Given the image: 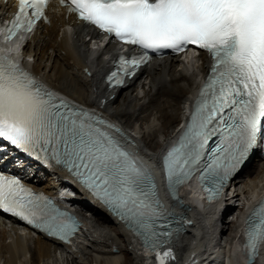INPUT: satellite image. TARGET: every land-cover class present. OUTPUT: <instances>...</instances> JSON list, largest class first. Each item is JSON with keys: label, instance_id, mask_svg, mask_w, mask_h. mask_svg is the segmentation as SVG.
I'll list each match as a JSON object with an SVG mask.
<instances>
[{"label": "snow or ice", "instance_id": "obj_1", "mask_svg": "<svg viewBox=\"0 0 264 264\" xmlns=\"http://www.w3.org/2000/svg\"><path fill=\"white\" fill-rule=\"evenodd\" d=\"M47 5L48 0H19L6 40L47 20ZM69 11L120 43L144 50L141 57L119 58L124 72L145 63L149 50L182 53L194 46L211 56L187 129L162 163L177 200L196 172L207 199L219 198L231 173L264 147V0H69ZM17 59L0 52V140L67 171L70 183L102 202L156 251L158 264L175 259L171 249L158 251L171 240L172 229L161 214L151 170L108 130L114 125L54 97ZM0 210L62 241L78 227L52 199L3 172ZM261 244L264 203L248 220V264H255Z\"/></svg>", "mask_w": 264, "mask_h": 264}, {"label": "bare ground", "instance_id": "obj_2", "mask_svg": "<svg viewBox=\"0 0 264 264\" xmlns=\"http://www.w3.org/2000/svg\"><path fill=\"white\" fill-rule=\"evenodd\" d=\"M15 8L14 0H0V20L8 18ZM46 17L22 40L20 59L29 75L47 90L54 89L89 108L88 112L97 110L99 115L89 113L108 124L119 125L115 130L129 137L154 164L159 149L178 134L207 74L209 55L201 51L195 58L154 60L139 66L120 85L109 86L103 77L119 47L111 40L100 47L97 31L74 14H66L55 2L50 3ZM154 119L162 123L160 129L152 127ZM138 124L142 131L136 132ZM20 171L36 189L61 204L86 207L92 216L75 209L79 228L65 242L33 233L0 215V264H45L59 260V254L67 256L68 264H156L143 257L137 239L117 216L77 184H66L59 171H47L33 163L24 164ZM184 188L178 191L179 200L175 196L168 200L181 218L179 230L161 247L163 252L171 249L174 253L175 259L169 258L167 264H244L237 253L243 241L240 231L249 212H244L245 208L264 192V152H255L211 204L198 209L193 204L195 189L187 196ZM242 195H248L247 204L231 221L229 200ZM259 258L264 260V244L259 246L255 261L264 264Z\"/></svg>", "mask_w": 264, "mask_h": 264}, {"label": "rangeland", "instance_id": "obj_3", "mask_svg": "<svg viewBox=\"0 0 264 264\" xmlns=\"http://www.w3.org/2000/svg\"><path fill=\"white\" fill-rule=\"evenodd\" d=\"M157 122V123H156ZM151 124H152V127L153 126H156L158 129H160L161 127H162V123H160L159 121H156L155 119L151 122ZM140 127V128H139ZM138 129H140L141 131H142V129H141V125L140 124H138V128H137V130H135L136 132H139V130ZM147 129V128H146ZM149 130H146L145 132H148ZM135 132V133H136ZM158 140H161L162 139V136L160 135L159 136V138H157ZM230 190V189H229ZM229 190H228V192H229ZM246 197V198H245ZM247 197H248V195H242V196H238V197H236V198H233L232 200H229V203L228 204H230L232 207H233V209L231 210V211H229L228 212V218L231 220V221H234V218H236V215L240 212V210H241V208H243V206L245 205V204H247ZM88 215H90V216H92L91 214H89V213H87ZM33 247V246H32ZM129 255V257H130V254H128ZM69 257V256H68ZM67 256L65 255H63L62 257H61V254H59V260H55V261H50L49 263H45V264H68L67 263Z\"/></svg>", "mask_w": 264, "mask_h": 264}]
</instances>
